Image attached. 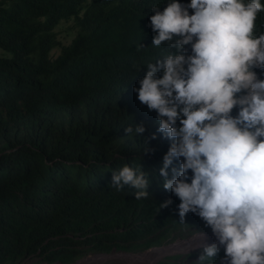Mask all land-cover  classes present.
<instances>
[{"label":"trees","instance_id":"trees-1","mask_svg":"<svg viewBox=\"0 0 264 264\" xmlns=\"http://www.w3.org/2000/svg\"><path fill=\"white\" fill-rule=\"evenodd\" d=\"M170 2L0 0V264H68L92 251L147 249L182 225L181 201L160 175L173 141L133 91L147 64L175 52L169 42L153 46L150 23L153 7L163 12ZM62 23L73 32L68 45L57 40ZM255 23L258 36L264 10ZM254 71L264 79V69ZM136 124L145 132L135 134ZM125 165L146 173L147 198L113 185ZM186 220L203 221L192 212Z\"/></svg>","mask_w":264,"mask_h":264},{"label":"clouds","instance_id":"clouds-1","mask_svg":"<svg viewBox=\"0 0 264 264\" xmlns=\"http://www.w3.org/2000/svg\"><path fill=\"white\" fill-rule=\"evenodd\" d=\"M262 10L261 0H171L163 12L154 6L150 18L157 33L153 46L169 42L175 52L147 64L133 91L157 111L158 130L173 141L160 175L181 201L180 222L195 213L213 231L199 233L217 238L198 259L187 260L195 264L216 258L223 247L225 264H264V79L254 71L264 69V32L255 35ZM187 45L192 54L186 56ZM145 130L136 124L135 134ZM125 132L132 134L133 127ZM178 158L179 169L172 167ZM113 185L132 186L136 199L149 195L146 173L128 165L113 172Z\"/></svg>","mask_w":264,"mask_h":264},{"label":"rangeland","instance_id":"rangeland-1","mask_svg":"<svg viewBox=\"0 0 264 264\" xmlns=\"http://www.w3.org/2000/svg\"><path fill=\"white\" fill-rule=\"evenodd\" d=\"M55 32L57 34V40L62 45H68L73 40V32L71 31L70 24L62 23L59 26L55 28ZM59 48L52 51V54L58 53ZM0 55H3V52L0 48ZM185 223H182V225L177 226L173 231L170 232L168 238L161 244L155 245L154 249H140L136 251H125V250H116L112 249L110 252H87L82 257L78 258L77 260L71 262V263H79L82 260L84 262H89L88 264H151L154 262V264H195L194 261H187L191 260L193 256H195L196 253L199 251L193 252V253H182L180 254H174L175 246H167V244L175 237L181 236L184 237V235L188 238L194 236L195 234H198L201 231H207L212 232L211 227L206 225V222L203 220L201 222L196 223L191 227V222L189 220L184 221ZM206 232L200 233L204 234ZM183 238V239H188ZM202 239L203 242H206L209 240V244H212V241H217V238L214 234L209 235H201L200 237H196V239ZM215 239V240H214ZM201 240V242H202ZM194 241H191L189 244L192 247L194 244ZM217 243V242H216ZM164 245L166 247H164ZM153 247V246H152ZM223 247V246H222ZM224 248V247H223ZM125 252V253H122ZM153 252V253H152ZM129 253V254H126ZM152 255L150 256V254ZM107 254V255H103ZM150 256V257H149ZM137 261H132V259H136ZM224 256L222 255L219 257L213 264H225V261L223 260ZM179 261V263H178ZM25 263L29 264H48L45 262H40L38 260H32L27 261ZM55 264V263H54ZM70 264V263H68ZM212 264V263H211Z\"/></svg>","mask_w":264,"mask_h":264},{"label":"built area","instance_id":"built-area-1","mask_svg":"<svg viewBox=\"0 0 264 264\" xmlns=\"http://www.w3.org/2000/svg\"><path fill=\"white\" fill-rule=\"evenodd\" d=\"M203 233V232H202ZM205 234V233H204ZM202 234L198 233V234H195L194 236L188 238V239H183V238H176L175 240H173L170 244H169V247L171 246H175V251H174V254H180L182 253L183 255H185L184 253H193V252H196V251H199L197 254H195L194 256V260L198 259L199 258V254L203 253L204 252V247L205 246H208V245H212V244H209L210 242L209 241H206V242H201L199 241L198 239H196V237H200ZM191 241H194L195 243L192 245V247L190 246V242ZM218 243V242H217ZM150 250V249H149ZM152 255V253L150 254V256ZM149 256V257H150ZM132 261H137V259H133ZM27 262V261H25ZM21 263V264H29V263ZM30 262V261H29ZM151 264H154L151 263Z\"/></svg>","mask_w":264,"mask_h":264},{"label":"bare ground","instance_id":"bare-ground-1","mask_svg":"<svg viewBox=\"0 0 264 264\" xmlns=\"http://www.w3.org/2000/svg\"><path fill=\"white\" fill-rule=\"evenodd\" d=\"M216 242H218V241H212V243H216Z\"/></svg>","mask_w":264,"mask_h":264}]
</instances>
